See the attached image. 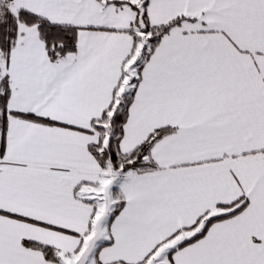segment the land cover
Instances as JSON below:
<instances>
[{
    "label": "snow or ice",
    "instance_id": "6c2138e0",
    "mask_svg": "<svg viewBox=\"0 0 264 264\" xmlns=\"http://www.w3.org/2000/svg\"><path fill=\"white\" fill-rule=\"evenodd\" d=\"M0 264H264V0H0Z\"/></svg>",
    "mask_w": 264,
    "mask_h": 264
}]
</instances>
